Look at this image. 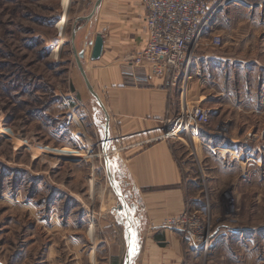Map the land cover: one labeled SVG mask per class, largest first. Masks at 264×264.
<instances>
[{"label":"rangeland","instance_id":"rangeland-1","mask_svg":"<svg viewBox=\"0 0 264 264\" xmlns=\"http://www.w3.org/2000/svg\"><path fill=\"white\" fill-rule=\"evenodd\" d=\"M241 1L214 4L196 49L230 57L217 79L224 97L198 104L217 114L198 133L219 131L213 141L225 146L217 151L206 136L169 140L199 202L186 211L218 230L209 249L196 251L197 264H264V33L241 22L264 18V9ZM94 3L69 0L63 10L61 0H0V264H99L93 226L114 193L106 168L88 162L102 154L98 130L68 99L75 18Z\"/></svg>","mask_w":264,"mask_h":264},{"label":"crops","instance_id":"crops-1","mask_svg":"<svg viewBox=\"0 0 264 264\" xmlns=\"http://www.w3.org/2000/svg\"><path fill=\"white\" fill-rule=\"evenodd\" d=\"M243 1L244 7L264 9V0ZM145 13V0H102L91 20L76 25L79 27L74 47L77 52L85 51L82 67L108 120L98 100L88 92L73 53L75 69L68 99L76 97L84 116L98 130L94 138L98 139L100 152L108 122L105 151L109 155L110 178L127 204V213L118 210L120 200L112 191L114 204L96 215L93 249L99 264H126L130 245L129 264H197L198 249L187 245L179 233L164 227L166 222L199 203L196 196L188 194L187 183L193 180L184 178L185 172L176 160L171 142L156 139L164 134L166 121L177 116L176 113L193 105L219 103L227 91L217 85V79H222L230 57L200 47L196 62L175 89L162 88L159 81L151 78L146 83H137L136 77L149 78L150 73L131 69L127 62L147 44ZM244 18L241 22L259 25L264 33V18ZM97 34L102 36L103 50L98 60L91 61V44ZM203 133H198V137H208L203 142L210 147L219 151L225 146L213 141L219 131L207 129ZM192 140H198L196 134ZM141 143L145 145L141 147ZM88 162L92 171L106 168L104 160L103 164L92 158ZM109 199L107 196L105 202Z\"/></svg>","mask_w":264,"mask_h":264},{"label":"built area","instance_id":"built-area-1","mask_svg":"<svg viewBox=\"0 0 264 264\" xmlns=\"http://www.w3.org/2000/svg\"><path fill=\"white\" fill-rule=\"evenodd\" d=\"M219 1L223 0H145L144 23L148 41L145 48L128 59L127 63L131 69L148 71L150 77H136L135 81L146 83L155 79L160 82L162 88L175 89L180 78L184 77L188 68L196 62L198 43L211 17L217 11L218 6L214 4ZM221 42L219 36H214L210 45L219 47ZM215 114V109L203 108L200 105L186 108L173 119L166 121L164 134L156 140L169 141L184 134L192 139L191 126L195 128L196 132L193 134L198 138V130ZM139 145L142 147L145 144ZM102 157L104 155L97 154L91 158ZM202 211L200 213L203 215L209 214L207 207ZM198 213L185 211L178 218L166 222L164 227L179 233L187 245L204 251L212 246L218 230L210 231L209 219H202Z\"/></svg>","mask_w":264,"mask_h":264},{"label":"water","instance_id":"water-1","mask_svg":"<svg viewBox=\"0 0 264 264\" xmlns=\"http://www.w3.org/2000/svg\"><path fill=\"white\" fill-rule=\"evenodd\" d=\"M101 1L102 0H96V2L93 5L91 12L87 16H82L76 20L74 27H73L72 34H71V45H72V53H73L75 64H76L77 69L80 72V74L84 80V83L86 85L88 92L91 94V96H93L96 100H98L100 107L103 109L104 113L106 114L103 104L100 102V100L98 99V96L93 91V89L90 86V84L86 78V75L84 73V70L82 67V60L84 59L85 51L77 52L76 48L74 47V39H75V35H76L77 29H78V27L76 26L77 23L81 22V21L86 22V21L91 20V18L93 17V15H94L96 9L98 8L99 4L101 3ZM102 50H103L102 36L100 34H97L95 36L93 43L91 44L90 60L91 61L98 60L102 54ZM107 117L108 116L106 114V118ZM107 120H108V118H107ZM107 138H108V122L106 123V126L104 128V140H103L104 147L102 148V155H104V161H105V165H106V174L108 177V181L112 187V190L116 194L117 198L120 200V206H119L118 210H123L125 213H127V204L125 202L124 196L121 194V192H119L117 190V188L115 187V185L113 184V182L111 181V178H110L108 157H107V153L105 151V143H106ZM128 222L130 223V221H128ZM130 232H132L131 229H130ZM130 257H131V245L129 246L128 255L126 257V264L130 263Z\"/></svg>","mask_w":264,"mask_h":264},{"label":"bare ground","instance_id":"bare-ground-1","mask_svg":"<svg viewBox=\"0 0 264 264\" xmlns=\"http://www.w3.org/2000/svg\"><path fill=\"white\" fill-rule=\"evenodd\" d=\"M69 3V0H61V8H63V10L65 9V6H66V4H68ZM64 21H65V19H64ZM58 28L60 29L61 28V22L58 24ZM59 47H57V48H55V53H56V55L59 53ZM216 237V236H215Z\"/></svg>","mask_w":264,"mask_h":264},{"label":"trees","instance_id":"trees-1","mask_svg":"<svg viewBox=\"0 0 264 264\" xmlns=\"http://www.w3.org/2000/svg\"><path fill=\"white\" fill-rule=\"evenodd\" d=\"M51 103H53L52 101H50L49 103H47L48 105H50Z\"/></svg>","mask_w":264,"mask_h":264}]
</instances>
